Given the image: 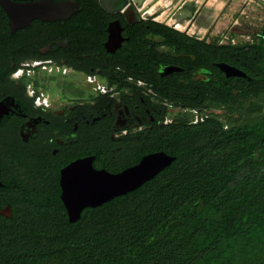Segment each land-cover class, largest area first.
Returning a JSON list of instances; mask_svg holds the SVG:
<instances>
[{
  "label": "flooded vegetation",
  "instance_id": "af4514ba",
  "mask_svg": "<svg viewBox=\"0 0 264 264\" xmlns=\"http://www.w3.org/2000/svg\"><path fill=\"white\" fill-rule=\"evenodd\" d=\"M160 1L0 0V170L18 175L10 187L0 178L9 200L0 216L14 219L12 202L42 205L47 214L34 209L45 216L31 228L45 229L60 210L44 206L58 199L69 221L60 177L70 163L91 157L95 169L118 173L148 154L166 153H144L130 164L158 129L196 128L211 114L227 124L218 114L227 111L223 105L212 106L213 91L226 92L238 76L213 62L212 43L235 44L227 32L244 20L250 1L264 9V0H242L219 36L216 23L206 26L199 16L205 6L179 19L174 5L157 8ZM181 10L191 13L190 3ZM165 26L191 39L172 40ZM258 27L253 35L264 21ZM200 139L199 151L210 145Z\"/></svg>",
  "mask_w": 264,
  "mask_h": 264
},
{
  "label": "trees",
  "instance_id": "16d2710c",
  "mask_svg": "<svg viewBox=\"0 0 264 264\" xmlns=\"http://www.w3.org/2000/svg\"><path fill=\"white\" fill-rule=\"evenodd\" d=\"M164 31L172 40L191 39L166 26ZM260 31L252 35L254 43H212L213 62L246 74L230 80L226 92L213 91L212 106L223 105L228 118L246 116L253 107L248 101L264 96V28ZM228 118L229 126L211 114L196 128L156 130L142 140L130 164L157 150L174 156L171 164L138 188L86 207L74 223L57 199L44 206L60 210L49 226L31 228L45 216L33 215L42 205L12 202L14 219L0 216V264H264V118ZM197 136L210 145L199 151ZM16 175L0 170L8 187L18 181ZM6 194L0 188V205L9 201Z\"/></svg>",
  "mask_w": 264,
  "mask_h": 264
},
{
  "label": "water",
  "instance_id": "95a60500",
  "mask_svg": "<svg viewBox=\"0 0 264 264\" xmlns=\"http://www.w3.org/2000/svg\"><path fill=\"white\" fill-rule=\"evenodd\" d=\"M172 15L173 12L170 16ZM219 68L228 77H246L243 71L229 64L221 63ZM174 159L175 157L164 152L152 153L144 156L136 165L118 173L95 169L91 157L70 163L61 169L60 177L61 200L68 212L69 221H76L86 207L99 206L138 188L170 165Z\"/></svg>",
  "mask_w": 264,
  "mask_h": 264
},
{
  "label": "rangeland",
  "instance_id": "374dc122",
  "mask_svg": "<svg viewBox=\"0 0 264 264\" xmlns=\"http://www.w3.org/2000/svg\"><path fill=\"white\" fill-rule=\"evenodd\" d=\"M195 0H188V3L194 4ZM224 1L227 0H197V4L200 6H205L206 9H212L214 11H218L220 9L223 10L222 16L219 18L218 24L214 28L213 35H220L223 31H225L227 24L231 21L232 17L237 12L240 4L242 3V0H230L229 4L224 5ZM158 2V0H157ZM169 2V1H168ZM168 2H161L162 4H167ZM177 0H171L170 6H156L157 8H160L162 10L167 11L168 7H172ZM208 9V10H209ZM221 11V10H220ZM243 16H246L244 20L240 19L238 20L239 25L234 26L232 29L227 32L228 39L226 41L228 42H234L235 44L240 42L241 40L249 41L250 36L253 34H256L259 31V25L264 21V9H262L261 6H259L256 2L250 1V4L247 6V9H245V13ZM167 22V20H165ZM171 25V24H169ZM203 29V28H201ZM203 31V30H202ZM197 32V31H196ZM253 107L249 112H247L246 116L241 113H232L230 114V117L233 119H241L244 122H254L259 121L264 118V96H258L256 98H253L251 101ZM245 106V104H241V108ZM220 112V113H219ZM218 114L221 116V120H226L229 116L226 111H219ZM243 117H246L244 120ZM228 118V119H229ZM229 126L228 124H226Z\"/></svg>",
  "mask_w": 264,
  "mask_h": 264
},
{
  "label": "crops",
  "instance_id": "0c3cea01",
  "mask_svg": "<svg viewBox=\"0 0 264 264\" xmlns=\"http://www.w3.org/2000/svg\"><path fill=\"white\" fill-rule=\"evenodd\" d=\"M188 1V0H187ZM187 1H184V0H178V2L176 4H174V8L173 10L176 11V14H179L180 13V18H189L191 16V14H194L196 11H197V8L200 6L199 4H197V0L194 1V4L190 2V12L189 14L187 13H183L182 12V4ZM226 4V1H224V5ZM181 5V7L179 6ZM179 9V11H177V9ZM209 9V8H208ZM206 9V8H203V10L200 12L199 16L200 18L204 21L205 25L208 26L210 24H213V23H216V25L218 24V21H219V18L222 16L221 11L223 12L222 9L218 10V11H214L213 8L212 9ZM193 11V12H192Z\"/></svg>",
  "mask_w": 264,
  "mask_h": 264
},
{
  "label": "bare ground",
  "instance_id": "6f19581e",
  "mask_svg": "<svg viewBox=\"0 0 264 264\" xmlns=\"http://www.w3.org/2000/svg\"><path fill=\"white\" fill-rule=\"evenodd\" d=\"M142 1H143L142 4H144V3L149 2V1H151V0H142ZM168 1H169V0H161L160 2H168ZM161 6H164V4H162ZM168 22L170 23L171 20L169 19Z\"/></svg>",
  "mask_w": 264,
  "mask_h": 264
}]
</instances>
